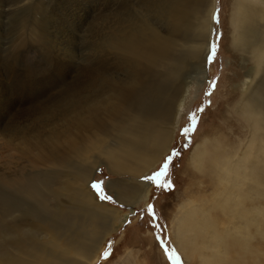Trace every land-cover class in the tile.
<instances>
[{"label": "bare ground", "instance_id": "bare-ground-1", "mask_svg": "<svg viewBox=\"0 0 264 264\" xmlns=\"http://www.w3.org/2000/svg\"><path fill=\"white\" fill-rule=\"evenodd\" d=\"M216 3L152 0L147 5L138 1L128 16L121 5L116 8L121 10L115 22L119 26L109 34L106 31L108 54L113 59L119 54L128 60L144 58L149 70L160 73V83H143L138 71L130 77L115 58V78L120 83L64 87L58 96L42 102L41 108L57 103L56 99L62 104L72 98L75 104L68 106H74L73 110L62 108L64 115L49 116V112L40 122L32 117L23 129L21 119L31 116V109L17 105L18 96L13 93L20 86L0 83V145L9 155L46 167L71 159L66 179L57 186L50 176L8 175L0 156L1 184L19 193L0 195V264H95L99 260L105 240L122 227L127 214L99 200L90 183L105 161L118 175L107 184L119 202L135 208L148 198L152 182L145 178L169 152L191 86H199L207 74ZM157 17L165 24H154ZM230 25V45L246 49L255 64V71L244 81L245 96L239 106L234 104L250 136L245 145L233 146L220 123L215 124L214 131L200 135L190 154L188 174L200 177L201 183L193 181L195 186L183 192L188 199L171 215L170 229L184 257L196 264H264V103L255 97L260 89L252 90L264 66V0H234ZM194 70L196 77L191 76ZM129 79L134 83H127ZM156 85L159 92L152 98L147 90ZM134 86L146 90L138 105L130 101ZM98 104L108 111L104 118L94 113L93 105ZM113 131L119 136L110 144ZM93 150L101 155L94 157L89 170L79 171L72 158L85 162ZM127 173L133 176L125 178ZM204 185L209 193L201 192Z\"/></svg>", "mask_w": 264, "mask_h": 264}, {"label": "rangeland", "instance_id": "rangeland-1", "mask_svg": "<svg viewBox=\"0 0 264 264\" xmlns=\"http://www.w3.org/2000/svg\"><path fill=\"white\" fill-rule=\"evenodd\" d=\"M138 1L150 5L152 0H0V83L18 84L20 89L13 93L18 96L17 105L31 109V116L26 115L21 119V128L30 125L32 117L33 120L40 122L49 115V112L51 114L49 116H52L64 115L63 112L61 113L64 107L73 110L74 106L69 107L75 104L72 98H69L70 101L65 100L67 103L62 100V104L57 101L61 99H56L55 102L59 105L52 101L41 108L42 102L58 96L64 87L66 90L76 89L77 84L74 83L117 85L116 83H120L121 79L117 78L118 81L115 78V65L119 63L130 77L133 71H138V74L143 77V83H160V73L149 70L144 58L128 60L126 56L119 54L115 56L116 59L114 58L115 61L117 60L116 63L118 62L116 64L109 55L107 33L109 34L114 26H119L115 22L118 23L119 14H121V10L116 8L121 9L122 6L123 14L128 16L134 13V5ZM233 2L234 0H217L214 41L210 48L211 59H208L207 74L202 78L203 81L199 86H191L186 110L176 130L173 144L162 161L147 176H153L160 171L166 158L175 150L180 153V156L173 158L168 175L161 178L170 180L174 188L172 190L158 189L152 183L148 198L142 200L135 208H131L119 202L114 193L115 190L108 187L107 182L115 180L118 175L109 170L105 161H102L104 163L98 167L95 178L90 183L92 190L99 200L121 209L127 217L122 227L105 240L104 249L95 264H196V260L192 263L184 257L170 229L171 215L174 217L177 206L188 199L183 197V192L190 185L195 186L193 181L201 183L198 181L200 177L195 178L188 174L186 167L190 154L197 142L202 139L203 133L206 134L208 130L214 131L219 123L223 127L224 135L232 141L230 144L233 146L245 145L250 136L249 127L239 112L234 110V104L237 102L239 106L245 96L242 95L244 81L255 64L253 60L251 61V56L246 49H234L230 45L232 39L230 12ZM157 22L165 24L159 17L153 19L154 24ZM212 45L216 46L214 56ZM262 68L257 74L259 79L256 76L257 83L255 86L252 85V90L254 87L260 89L259 95L255 94V97L264 103V70ZM110 76L113 77L112 81ZM191 76L196 77L197 71H192ZM213 81L216 82L215 88L212 86ZM127 83L134 82L129 79ZM145 91L141 86L132 87L131 103L138 105ZM147 92L154 98L159 92V86L151 87ZM149 102L150 100L146 101L144 105L147 106ZM90 106L92 108V105ZM97 107L99 104L95 107L93 105L97 117L99 114L103 117L108 112L103 104H100V107L105 111ZM71 109L67 110L68 113L72 112ZM37 113L38 119H36ZM193 115L196 118L195 126L192 123ZM185 128H194V130L185 137L182 135ZM118 136L113 131L109 137V143H115ZM1 147L0 145L2 152L0 156H3L1 159L4 158L6 162L8 175L50 176L57 186L66 179L71 164L70 158L62 164L50 167L33 166L22 157H11L9 151ZM3 151L7 153L4 152L6 153L4 155ZM97 155L101 154L93 150L89 154L90 158H87L85 162L76 158L72 160L79 171L89 170ZM58 174L60 175L56 178ZM131 176H133L132 173L124 175L125 178ZM94 183H99L103 194L110 196L112 200L100 199V192L92 187ZM204 186L201 192L209 193L210 188ZM0 195H19V193L15 188L0 182ZM149 205L154 206L155 215L149 211ZM105 251L109 252L108 258L103 256ZM172 255L176 257V260L170 258Z\"/></svg>", "mask_w": 264, "mask_h": 264}, {"label": "snow or ice", "instance_id": "snow-or-ice-1", "mask_svg": "<svg viewBox=\"0 0 264 264\" xmlns=\"http://www.w3.org/2000/svg\"><path fill=\"white\" fill-rule=\"evenodd\" d=\"M215 52H216V46L215 45H212V53H213V56L215 55ZM209 59H211V57H209ZM215 81H213V88H215ZM192 123L193 125L195 126L196 125V118L195 116L193 115V118H192ZM194 130V128H185L182 132V135H184L185 137L188 136V134L190 132H192ZM180 156V153L179 152H176L175 150H173V153L172 155L168 156L161 168L160 171H158L157 173H155L153 176H150V177H146L145 179L149 180L150 182L154 183L156 185V187L158 189H165V190H172L174 188V185L173 183L170 181V180H162L161 178L162 177H166L168 175V171H169V167H170V164L173 160L174 157H179ZM92 187L97 191V192H100V199L102 200H109L111 201L112 198L110 196H106L103 194L102 192V187L99 183H94L92 185ZM148 209L150 212H152L153 215H155L154 213V206L153 205H149L148 206ZM103 256L104 258H108L109 256V252L105 251L103 253ZM171 259L173 260H176V257L174 255L170 256Z\"/></svg>", "mask_w": 264, "mask_h": 264}, {"label": "water", "instance_id": "water-1", "mask_svg": "<svg viewBox=\"0 0 264 264\" xmlns=\"http://www.w3.org/2000/svg\"><path fill=\"white\" fill-rule=\"evenodd\" d=\"M211 48V47H210ZM209 54H210V52L208 53V56H207V61H208V59H209Z\"/></svg>", "mask_w": 264, "mask_h": 264}]
</instances>
